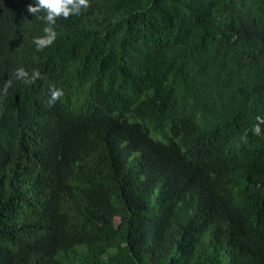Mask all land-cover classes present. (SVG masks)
<instances>
[{
  "label": "trees",
  "instance_id": "1",
  "mask_svg": "<svg viewBox=\"0 0 264 264\" xmlns=\"http://www.w3.org/2000/svg\"><path fill=\"white\" fill-rule=\"evenodd\" d=\"M31 2L0 0V264H264V0H90L40 52Z\"/></svg>",
  "mask_w": 264,
  "mask_h": 264
},
{
  "label": "clouds",
  "instance_id": "2",
  "mask_svg": "<svg viewBox=\"0 0 264 264\" xmlns=\"http://www.w3.org/2000/svg\"><path fill=\"white\" fill-rule=\"evenodd\" d=\"M89 5L90 0H32L27 6V12L44 24V35L34 39L36 51L40 52L54 44L57 39V32L55 31L57 20H67L73 16H80L83 10L89 8ZM15 78L25 84H33L43 77L38 70L29 73L23 67H19L15 71ZM11 85V80L5 81L3 92L6 93ZM62 96L63 91L61 89H51L48 105L52 106ZM257 119L260 120L261 118L257 117Z\"/></svg>",
  "mask_w": 264,
  "mask_h": 264
}]
</instances>
